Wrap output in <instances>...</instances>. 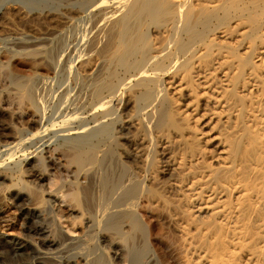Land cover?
I'll use <instances>...</instances> for the list:
<instances>
[{
  "label": "bare ground",
  "instance_id": "1",
  "mask_svg": "<svg viewBox=\"0 0 264 264\" xmlns=\"http://www.w3.org/2000/svg\"><path fill=\"white\" fill-rule=\"evenodd\" d=\"M63 1L68 9L59 17L61 28L88 17L87 28L79 27L88 50L79 71L90 80L88 96L93 108L106 107L117 91L115 77L123 68L126 75L153 79L150 112L143 120L133 116L121 120V129L143 131L136 157L152 161L144 146L153 141L154 127L166 116L162 110L167 104L164 85L174 98V113L190 122L192 144L185 158L161 140L166 159L161 173L175 176L172 185L162 188H173L185 201L182 207L174 206L168 219L183 241L181 252H187L188 244L197 264H264V0H193L194 15L187 0ZM71 1L86 8L71 9ZM54 37L52 32L35 38L31 47L46 45ZM14 40L18 45L27 42L21 37ZM176 63L185 69L169 71ZM30 91H23L22 99L29 100ZM127 99L126 109L134 108L132 97ZM15 140L8 136L5 142L0 141V149ZM83 151L76 156L77 172L88 173L80 189L87 215L83 237L77 233L67 237L68 232L60 231L55 213L59 211L52 207L46 206L47 211L29 207L33 197L24 188L7 186L9 176L0 171V188L11 189L12 206L25 221L24 238L0 236V264H111L96 246L97 235L106 230L117 232L120 241L126 238L125 264H142L144 256H149L147 248L132 243L136 231L133 237L122 229L126 221L134 230L139 228L135 210L146 178L128 176L127 167H121L120 172L109 168L108 163L114 160H108V150ZM44 155L45 170L37 168V159H32L34 163L22 176L36 178L38 173V179L47 183L44 193L50 202L73 211L68 186H59L49 172L58 161L55 152L47 149ZM199 218L207 227L196 224ZM196 235L203 246H192Z\"/></svg>",
  "mask_w": 264,
  "mask_h": 264
},
{
  "label": "rangeland",
  "instance_id": "2",
  "mask_svg": "<svg viewBox=\"0 0 264 264\" xmlns=\"http://www.w3.org/2000/svg\"><path fill=\"white\" fill-rule=\"evenodd\" d=\"M70 3L73 4L70 6L71 9L86 8L74 1ZM66 5L63 0H0V125H2L0 141L5 142L8 136L16 137L13 143L0 149V171H4L11 181L7 186L13 184L14 187L24 188L30 198L31 196L34 198H31L29 207L47 211L46 208L49 206L59 211V213L55 212L60 220L57 221V226L60 231L64 229V232H68L67 237L70 233L74 234L72 236L77 233V236L83 237L82 234L87 230L85 227L87 215L80 189L85 185L88 173L77 172L79 168L76 156L84 149L83 152L88 151L87 154L108 150L111 156L110 158L108 156V160H114L108 163L109 168L120 172L122 168L127 167L128 176L146 178L143 179L145 191L135 210L139 230H134L131 224L127 223L130 221H126V226L122 228L123 232L127 231L126 234L131 236L136 231L134 234L136 238L133 236L132 243L139 244L140 246L136 245L139 248L142 245L147 248L146 254L149 256H144L142 264L147 262L148 264H197L198 259L191 254L188 244L187 252L183 253V241L170 220V224L168 222L174 206L182 207L185 201L177 196L173 188L170 187L171 189H168L170 191L162 188V185H172L175 176L169 172L161 173L160 170L166 161L162 156L163 141L161 140H165L173 151L181 154L182 158L186 157L192 144L190 122L182 121L174 113L171 108L174 98L171 91L163 84L166 89L167 104L162 110L165 111L166 116H163L161 123L154 127L156 132L153 133V141L147 140L144 146L145 153L153 156L152 161L148 162L146 157L141 158L138 155L136 157L135 148L143 131L142 129L137 132L123 130L121 120L124 122L130 116L137 121L143 120L150 112L153 102L151 95L155 90L152 85L153 79L133 73L131 77L124 73L126 69L123 68L124 70L118 71V78L116 76L114 80L113 85L117 89L115 95L108 99L104 109L93 108L91 97L88 96L90 80L82 76L79 71V64L87 60L88 51L84 44V35L79 33V27L87 28L88 17L73 21L61 28L58 25L59 17L68 9L65 8ZM187 7L192 15L197 12L193 0H187ZM72 14L73 17L74 13ZM3 16L7 19H2ZM79 16H82V13ZM54 29H60L61 33L57 34ZM52 32L55 33L52 42L31 47L35 38H41ZM15 37H21V40L27 42L18 45L15 43ZM183 69L185 66L179 63L168 68L169 71ZM30 89L29 95L32 97L28 96L31 99H22V92ZM128 96L132 97L134 108L126 109ZM7 125H11L12 128L7 129ZM125 136L127 140L123 139ZM47 149L53 150L58 158L57 164L53 165L55 169L49 172L53 173L52 177L59 186L62 184L63 187L65 186L64 189L68 186L67 193L72 194L69 201L73 211L65 209L63 211L57 206L58 203L50 202L49 197L44 193V190L47 191V183L38 179V173L36 178L22 176L23 171L34 163L32 159H37L36 166L40 170L47 168L44 160ZM75 172L77 176L73 174ZM95 180H97L96 189L99 182L97 178ZM95 180L93 179V182ZM10 190L8 187L0 188V236L7 239H22L25 234V221L12 206ZM155 200H160L161 203L154 204ZM44 214L45 217L49 216L47 212ZM203 222L202 218L196 219L198 226L207 227ZM111 232L112 230L108 232L106 230L97 235L98 252L111 261V264H125L127 235L123 237L125 238L123 241H120L122 238L117 232L113 231L117 235ZM202 242L199 235H196L191 244L201 247Z\"/></svg>",
  "mask_w": 264,
  "mask_h": 264
}]
</instances>
